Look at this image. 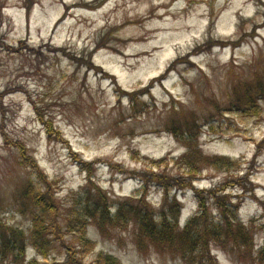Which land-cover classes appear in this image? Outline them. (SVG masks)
Returning a JSON list of instances; mask_svg holds the SVG:
<instances>
[{
	"label": "rangeland",
	"instance_id": "374dc122",
	"mask_svg": "<svg viewBox=\"0 0 264 264\" xmlns=\"http://www.w3.org/2000/svg\"><path fill=\"white\" fill-rule=\"evenodd\" d=\"M27 10L24 0H0V219L27 233L31 224L19 212L18 195L36 177L12 143H20L35 170L52 182L55 202L68 201L82 188L94 191L87 185L92 172L112 206L136 204L142 183L136 176H183L174 161L186 148L166 125L190 133L201 124L188 141L194 153L234 164L200 167L194 187L229 184L219 195H243L237 215L255 247L262 246L264 101L251 117L226 109L234 96L264 81V0H32ZM6 44L15 50H4ZM42 121L51 124L50 137ZM238 180L245 181V190ZM164 187L169 185L148 187L151 210L163 207ZM172 191L165 206L180 204L182 225L197 202L190 188ZM210 211L217 214L212 200ZM105 229L88 224L95 243L83 264L100 251L122 264H186L153 247L138 251L132 223ZM61 245L55 242L47 258L27 248L24 264L65 261ZM210 251L217 264H255L239 253L214 246Z\"/></svg>",
	"mask_w": 264,
	"mask_h": 264
},
{
	"label": "trees",
	"instance_id": "16d2710c",
	"mask_svg": "<svg viewBox=\"0 0 264 264\" xmlns=\"http://www.w3.org/2000/svg\"><path fill=\"white\" fill-rule=\"evenodd\" d=\"M24 2L29 10L32 7V0H24ZM0 48L2 49L1 43ZM3 48L6 51H13L16 47L6 44ZM17 48L21 51L23 45H18ZM67 54L73 58L69 53ZM259 84L249 89L245 88L242 95L234 96L226 110L240 112L246 117L255 116L258 111V102L264 101V81H260ZM129 94L135 96L137 93ZM42 122L47 126L49 137L53 135L55 132L51 124ZM201 126V124H194L190 133L185 129L179 130V127L174 124H168L165 127L186 148L185 152L174 161L175 165L182 169L184 177L180 175V178L175 176L157 178V174L153 171L141 175V178L136 176L142 182L141 187L134 194V196L141 194L137 203L133 204L131 200H127L116 206L110 204L106 192L93 182L92 172L88 173L87 185H94V191L88 187L82 188L68 201L55 202L52 182H48L39 169L35 170L31 158L24 152V147L20 143H12L20 148V162L32 167L36 181L27 179L18 195L19 212L30 217L28 233L22 227L8 225L0 219V264L4 262L24 264L27 248L33 249L36 255L47 258L51 248L58 241H62L61 246L65 249L66 260L63 262L53 260L47 264H83V259L94 249L95 242L87 233L90 223L96 225L100 232H105V227L125 229L132 223L138 251H142L145 247H153L159 252H167L171 256L179 257L186 264H217V257L211 253L210 246L218 247L231 254L239 253L255 264H264V243L262 246L255 247L252 232L237 215L243 195L230 193H225V196L219 195L218 192H225L229 184H225L220 189H203L202 191L194 187V179L198 176L197 171L200 167L209 165L214 169H227L234 164L227 158L194 153L195 150L188 141L198 134L197 128ZM111 166L118 172L127 174L118 165L111 164ZM237 182H239V188L245 190V181ZM151 183H156L160 187L169 185L167 188L164 187L163 207L159 211L151 210L145 201V195L148 194ZM182 188L193 190L197 209L183 225H180L178 221L180 204L174 200L165 205L171 190L175 194ZM229 195L239 197L236 203H232L231 199H223L228 198ZM209 200H212V204L217 208L216 215L209 212ZM250 220L254 226L257 224L254 218ZM258 224L264 225V223ZM65 237H68L66 241ZM35 263L37 262L33 259L28 264ZM91 264H122V262L117 257L100 251Z\"/></svg>",
	"mask_w": 264,
	"mask_h": 264
}]
</instances>
